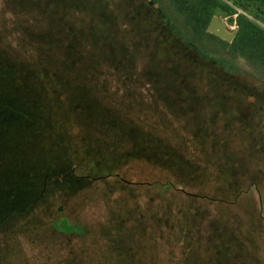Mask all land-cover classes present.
<instances>
[{
	"label": "trees",
	"instance_id": "obj_1",
	"mask_svg": "<svg viewBox=\"0 0 264 264\" xmlns=\"http://www.w3.org/2000/svg\"><path fill=\"white\" fill-rule=\"evenodd\" d=\"M235 2L257 10L253 18L238 14L229 42L208 31L215 11L230 8L225 0H0L1 232L23 218L30 228L40 226L44 207L55 216L46 218L43 232L61 242L84 240L92 228L73 221L66 208L86 186L116 178L187 195L193 211L184 210L185 221L178 222L169 263L249 264V242H237L228 222L213 214L217 206L234 212L242 205L247 189L239 178L249 165V155L238 157L221 142L214 110L233 107L236 95L255 98L251 110L264 108L257 79L215 57H242L264 80V0ZM146 47L152 51L143 54ZM147 84L154 106L168 116L167 133L149 130L137 113L148 94L139 88ZM244 118L242 125L257 135ZM216 158L233 177L231 189L195 188L208 159ZM57 195L65 196L59 206ZM131 216L129 227L113 223L104 238L124 252L118 264H150L142 238L155 233L148 227L156 216L150 225L137 211ZM88 257L95 259L82 258Z\"/></svg>",
	"mask_w": 264,
	"mask_h": 264
},
{
	"label": "rangeland",
	"instance_id": "obj_2",
	"mask_svg": "<svg viewBox=\"0 0 264 264\" xmlns=\"http://www.w3.org/2000/svg\"><path fill=\"white\" fill-rule=\"evenodd\" d=\"M225 1L230 8L216 10L212 19L217 17L226 22L230 31L238 30L236 19L239 13H244L251 18H253V14H256L255 5L246 10L240 8L239 5L237 6L235 0ZM163 6L167 14L170 15L171 12L168 7ZM259 23L264 26L263 22L260 21ZM150 51H152V47H146L143 54ZM215 57L231 71L248 76L245 78L257 79L253 81V84L264 87V80L249 67L244 58L232 59L225 53ZM139 91L148 92V94L142 96L143 101L139 106L142 110L139 112L137 108V113L145 118L144 122L149 130H156L157 133L162 134L167 133L168 125L165 119L168 116L154 106V96L149 85L140 87ZM231 100L238 103H234L233 107L226 110L223 106L214 110L219 125L217 132L220 134L221 142L228 143L231 152L236 153L237 156L239 154V156L249 155L247 175L239 178L241 186L247 189V194L245 193L246 195L242 197V205L234 207V212L224 207L219 209L220 206H217L213 214L223 217L228 222L227 226L233 231L237 242H249V264H264V108L259 107L251 110L252 107L249 108V104L256 100L253 97L236 95ZM205 106L208 110L214 108L213 105L206 104ZM242 117H245L243 120L249 118L252 120L254 123L253 131L257 135H252L251 131L242 125ZM174 130L175 125L169 132L172 133ZM181 133L186 134L182 128ZM126 146L128 149L129 144L127 143ZM191 149L195 148L191 146ZM208 154L207 151L206 158ZM219 162H223V160L208 159L209 167L205 168L202 175L196 179L198 184L194 186L195 188L198 185H204L210 192L231 189L233 177L226 171L225 167H221ZM136 164L134 163V165ZM143 169H146L145 172H147L149 167L143 165ZM136 170H138L137 166ZM128 177H133L136 180V176L131 173ZM107 182L109 183L104 184L102 179H98L86 186L73 201H70L69 207L65 211V214L73 221H80L91 227L94 235L84 240L75 238L73 241L61 242L59 238H54L55 235L43 232L46 230V218L51 219L55 216L54 212L43 207L38 215V219L42 223L40 226L30 228L26 219L23 218L21 222L14 220L3 232L0 230V262L5 264H81L78 261L79 258L83 261L96 260L94 264H118L121 256L124 257L125 254L118 252L114 245L104 238L105 231L103 230L109 225L112 227L113 223H120L125 228L129 227L131 214L137 211L140 215L139 219L145 223L149 222L148 225L152 224L150 220L154 216H156L154 222L157 220L163 224L162 227L160 226L161 230H158L155 226L156 223L153 222V225L148 228L155 233L148 232L142 238V241H146L148 245L146 252L148 261L150 264H154L152 261L155 260V256L159 257V253H162L161 257L158 258V264H172L168 262L170 258L169 246L177 237L178 232L176 230L180 228L178 222L185 221L186 212L184 210L193 211L191 209L192 204L186 199L187 195L181 194L182 192L159 193L148 187H130L128 182H120L116 178ZM63 202H65V196L57 195L55 206H59ZM160 209H163L164 213ZM229 213H237V215ZM110 233L115 232L112 230ZM159 235H162L161 239L157 240ZM91 237L95 242H90ZM45 239H48L49 242H43ZM221 239L220 242L227 241L222 235ZM83 256H95V259L82 258ZM83 264L87 263L84 262Z\"/></svg>",
	"mask_w": 264,
	"mask_h": 264
},
{
	"label": "water",
	"instance_id": "obj_3",
	"mask_svg": "<svg viewBox=\"0 0 264 264\" xmlns=\"http://www.w3.org/2000/svg\"><path fill=\"white\" fill-rule=\"evenodd\" d=\"M208 31L229 42L234 39L237 32V30L230 31L227 28V23L217 17H214L211 20L208 26Z\"/></svg>",
	"mask_w": 264,
	"mask_h": 264
},
{
	"label": "flooded vegetation",
	"instance_id": "obj_4",
	"mask_svg": "<svg viewBox=\"0 0 264 264\" xmlns=\"http://www.w3.org/2000/svg\"><path fill=\"white\" fill-rule=\"evenodd\" d=\"M0 264H5V263H3V262H0Z\"/></svg>",
	"mask_w": 264,
	"mask_h": 264
}]
</instances>
